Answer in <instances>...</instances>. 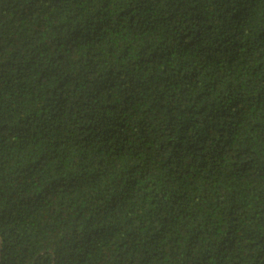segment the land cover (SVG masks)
Wrapping results in <instances>:
<instances>
[{"label": "trees", "instance_id": "16d2710c", "mask_svg": "<svg viewBox=\"0 0 264 264\" xmlns=\"http://www.w3.org/2000/svg\"><path fill=\"white\" fill-rule=\"evenodd\" d=\"M0 264H264V0H0Z\"/></svg>", "mask_w": 264, "mask_h": 264}]
</instances>
